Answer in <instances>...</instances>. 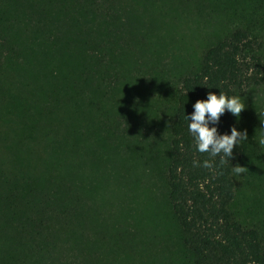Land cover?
Returning a JSON list of instances; mask_svg holds the SVG:
<instances>
[{
    "label": "trees",
    "instance_id": "obj_1",
    "mask_svg": "<svg viewBox=\"0 0 264 264\" xmlns=\"http://www.w3.org/2000/svg\"><path fill=\"white\" fill-rule=\"evenodd\" d=\"M154 1L19 0L16 39L3 36L7 43L0 58V105L5 117L12 115L24 127L22 139L56 134L49 139L52 151H68L70 156L55 154L59 172L52 178L40 179L41 164L27 169L23 178L0 165V264L80 261L81 240L87 234L81 230L85 223L74 176L82 105L89 109L95 91L109 90L127 75L142 79L145 54L156 52L143 29V10ZM249 9L251 17L264 23V0H251ZM245 21L207 44L197 70L179 66L177 74L169 75L175 106L169 122L168 196L194 264H264L263 230L245 223L233 209L239 175L231 171L242 163H260L261 168L264 149L257 139L241 141L218 166L219 156L196 151L185 119L209 91L243 96L262 83L264 36ZM233 126L244 131L227 111L216 125L219 134L230 133ZM6 130L0 123V134ZM205 159L212 168L200 166ZM61 247L70 253L63 250V255ZM88 251L92 262L99 258L94 246ZM109 256L102 257L106 264Z\"/></svg>",
    "mask_w": 264,
    "mask_h": 264
},
{
    "label": "rangeland",
    "instance_id": "obj_2",
    "mask_svg": "<svg viewBox=\"0 0 264 264\" xmlns=\"http://www.w3.org/2000/svg\"><path fill=\"white\" fill-rule=\"evenodd\" d=\"M250 2L155 0L154 5L145 6L143 29L156 52L145 54L142 79L127 75L111 89L95 91L89 109L82 105L74 178L82 200L85 227L81 230L87 235L81 240L78 264H106L104 254L111 257L108 264H194L168 196L167 166L172 157L169 122L175 106L169 75L177 74L179 66L197 70L207 44L245 20L251 30L264 36V23L250 16ZM18 11L19 0H0V58L7 43L3 41L5 33L10 40L16 39ZM240 98L245 108L238 120L251 143L264 134V115H259L264 113V77L259 86ZM4 113L0 105V123L7 128L0 134V165L20 178L40 164V179L57 176L59 167L53 157H68L70 152L52 151L53 140L49 139L56 134L45 139L35 133L22 139L24 127ZM259 164L240 165L244 171L237 177L233 209L245 223L256 224L264 232V163L261 168ZM90 245L99 257L93 262ZM63 250L70 253L68 247Z\"/></svg>",
    "mask_w": 264,
    "mask_h": 264
},
{
    "label": "clouds",
    "instance_id": "obj_3",
    "mask_svg": "<svg viewBox=\"0 0 264 264\" xmlns=\"http://www.w3.org/2000/svg\"><path fill=\"white\" fill-rule=\"evenodd\" d=\"M192 108L191 115H185V119L188 122V131L194 139L196 151L208 153L210 157L219 156L218 166L224 165L226 158L229 160L232 157L234 146L247 140V131H239L233 126L230 133L219 134L216 125L219 124L220 117L225 111L239 118L245 108L244 103L238 95H228L222 90L217 95L209 91L206 98L197 100ZM259 115H264V113ZM261 129H264V120H261ZM257 142L264 149V134ZM196 163L194 161V164ZM200 166L210 169L213 165L210 160L205 159ZM231 171L233 174L240 175L244 167L237 164L232 167Z\"/></svg>",
    "mask_w": 264,
    "mask_h": 264
}]
</instances>
